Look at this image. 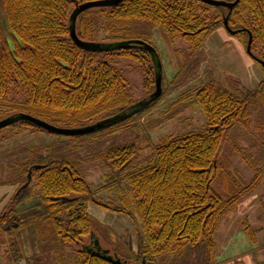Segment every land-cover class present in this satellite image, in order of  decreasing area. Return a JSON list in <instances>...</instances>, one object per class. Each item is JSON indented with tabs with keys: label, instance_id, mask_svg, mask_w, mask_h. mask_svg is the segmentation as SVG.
<instances>
[{
	"label": "trees",
	"instance_id": "16d2710c",
	"mask_svg": "<svg viewBox=\"0 0 264 264\" xmlns=\"http://www.w3.org/2000/svg\"><path fill=\"white\" fill-rule=\"evenodd\" d=\"M97 1L105 0H0L11 37L8 44L0 21V121L25 113L58 128L79 129L122 113L139 101L131 99L124 78L110 62L112 57L141 63L143 98L154 92V70L147 52L133 48L91 53L71 41L68 27L74 7ZM225 18L245 48L251 38V54L264 62V0H240L231 12L198 0H124L114 7L80 14L76 33L86 42L148 44L143 36L123 35L131 24L142 22L161 28L171 40L182 39L194 54L224 27ZM227 86L211 82L197 90L194 103L205 116L203 130L167 137L135 164L140 150L134 144L106 150L102 157L111 174L95 189L68 156L55 153V144L12 150L0 181V187L16 188L0 213V232L7 240L5 260L23 261L21 232H28L44 264H114L93 254L90 244L95 225L88 204L99 203L96 197L107 192L114 193L126 208L116 211L101 202L99 206L124 214L134 211L146 239L139 240L136 253L115 248L113 253L108 251L109 256L115 255L124 264H156L160 260V264H216L214 236L221 219L259 187L264 174V164L257 168L236 147L237 154L255 170L250 183L240 187L229 173V160L222 156L229 133L238 125L248 126L253 110L264 109V76L251 91L238 83L227 82ZM166 95L162 88L161 97L134 117L69 138L79 140L129 126L156 108ZM18 96L24 100L19 101ZM162 122L165 120L158 124ZM156 126L149 124L144 130ZM3 130L11 131L9 138L44 132L23 121L0 132ZM29 172L31 180L23 188ZM215 180L221 182L220 193L211 188ZM243 233L254 240L249 225L243 227Z\"/></svg>",
	"mask_w": 264,
	"mask_h": 264
},
{
	"label": "rangeland",
	"instance_id": "374dc122",
	"mask_svg": "<svg viewBox=\"0 0 264 264\" xmlns=\"http://www.w3.org/2000/svg\"><path fill=\"white\" fill-rule=\"evenodd\" d=\"M0 21L5 38L10 44L11 37L1 4ZM123 35L128 38L143 36L155 49L162 66L161 85L167 93L163 101L149 113L137 117L129 126L99 135L93 134L79 140L47 132H25L15 138H9L11 131L3 130L0 132V181L5 177L7 155L10 156L12 150L28 147L47 148L55 144L57 147L55 153L68 156L71 163L78 166L85 180L95 189L111 174L102 154L113 146L129 143L136 145L140 151L134 161L135 164L147 157L150 147L159 144L163 139L183 136L206 128L205 116L194 103L200 87L216 82L228 89L229 82V85L236 86L238 83L239 87L251 91L258 86L264 76L260 64L247 55L241 41L230 35L224 27L215 31L201 50L194 54L182 39L171 40L161 28L146 23L131 24ZM110 62L124 78L131 99L142 100L145 95L142 64L123 57H112ZM17 99L24 100L20 96ZM163 120L165 122L158 124ZM249 121L251 123L248 122V126H236L229 133L227 142L222 145V156L230 162L229 173L240 187L250 183L255 176V170L237 154L236 147L244 151V155L254 161L257 168L264 164V109L253 110ZM149 124L157 126L149 131L144 130ZM129 127L131 130H127ZM211 188L214 192L220 193L221 182L215 180ZM96 199L99 203H89L88 213L93 219L94 236L99 240V245L111 253L115 248H123L127 253H136L139 240L144 242L146 240L138 215L134 211L129 214L116 212L118 209H125L126 206H122L114 193L104 192ZM100 202L110 205L116 211L99 206ZM245 225H249L254 233V240L251 241L243 233ZM21 235L20 244L24 259L18 264H44L40 260V250L35 246L33 236L28 232H21ZM6 241V235L0 232V264H16L5 260ZM85 243L88 244V240ZM214 243L216 264H264V174L259 187L244 197L235 211L221 219L215 232ZM160 261L156 264H160ZM47 264H53V261Z\"/></svg>",
	"mask_w": 264,
	"mask_h": 264
},
{
	"label": "water",
	"instance_id": "95a60500",
	"mask_svg": "<svg viewBox=\"0 0 264 264\" xmlns=\"http://www.w3.org/2000/svg\"><path fill=\"white\" fill-rule=\"evenodd\" d=\"M124 0H105V1H97V2H88L83 4H78L74 7L73 11L70 14L69 17V37L71 41L81 50L91 52V53H108L112 51H118V50H127V49H141L148 53L150 56L153 70H154V84H155V90L154 92L149 95L146 99L141 100L137 102L136 104L129 107L127 110L123 111L122 113L115 115L113 117H110L108 119L99 121L91 126L79 128V129H62L55 127L53 125H50L44 121H41L39 119H36L32 116L26 115V114H16L11 117H8L4 120L0 121V130L10 127L20 121L28 122L31 125L35 126L36 128L43 130L44 132L58 135V136H66V137H75V136H84L88 134H92L104 129H107L109 127H112L118 123L124 122L138 113L146 110L151 104L156 102L162 95V87H161V81H162V66L159 59L158 54L156 53L155 49L151 47L150 45L140 42V41H123V42H115V43H95V42H86L82 41L78 38L76 33V21L80 14L84 13L87 10L94 9V8H105V7H114L118 4L122 3ZM199 2L209 5L212 7H222L227 9L229 12H231L235 6L239 3L240 0H235L233 3H225L221 1L216 0H198ZM224 28L225 30L232 36L236 35L238 32L232 31L228 24L227 19H224ZM250 44H251V38L249 39L248 45L246 47V52L249 57L254 59L260 66L264 69V62L257 60L253 57L250 51ZM38 167H36L37 169ZM31 180L30 172L28 173V182L23 186L26 187L28 183ZM90 244L91 249L93 250V254H96L98 256H102L103 258H106L108 261L114 263V264H124L122 263L115 255L109 256V252L103 250L99 245V240L92 234L90 238Z\"/></svg>",
	"mask_w": 264,
	"mask_h": 264
},
{
	"label": "crops",
	"instance_id": "0c3cea01",
	"mask_svg": "<svg viewBox=\"0 0 264 264\" xmlns=\"http://www.w3.org/2000/svg\"><path fill=\"white\" fill-rule=\"evenodd\" d=\"M15 191H16L15 187H10V186L0 187V211L5 207V205L11 199Z\"/></svg>",
	"mask_w": 264,
	"mask_h": 264
},
{
	"label": "flooded vegetation",
	"instance_id": "af4514ba",
	"mask_svg": "<svg viewBox=\"0 0 264 264\" xmlns=\"http://www.w3.org/2000/svg\"><path fill=\"white\" fill-rule=\"evenodd\" d=\"M92 251H93V249H92Z\"/></svg>",
	"mask_w": 264,
	"mask_h": 264
}]
</instances>
